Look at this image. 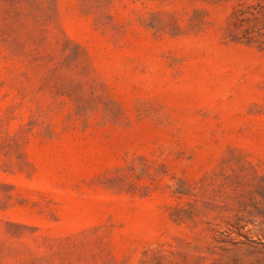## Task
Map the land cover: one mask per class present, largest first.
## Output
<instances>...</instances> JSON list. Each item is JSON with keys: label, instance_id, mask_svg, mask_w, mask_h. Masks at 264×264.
Listing matches in <instances>:
<instances>
[{"label": "rangeland", "instance_id": "1", "mask_svg": "<svg viewBox=\"0 0 264 264\" xmlns=\"http://www.w3.org/2000/svg\"><path fill=\"white\" fill-rule=\"evenodd\" d=\"M0 264H264V0H0Z\"/></svg>", "mask_w": 264, "mask_h": 264}]
</instances>
